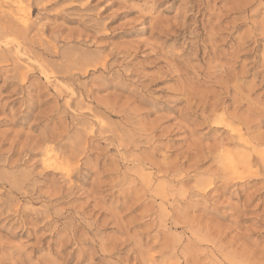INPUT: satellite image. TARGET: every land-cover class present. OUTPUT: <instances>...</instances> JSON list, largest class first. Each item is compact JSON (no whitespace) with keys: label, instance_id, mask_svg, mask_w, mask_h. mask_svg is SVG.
Instances as JSON below:
<instances>
[{"label":"rangeland","instance_id":"1","mask_svg":"<svg viewBox=\"0 0 264 264\" xmlns=\"http://www.w3.org/2000/svg\"><path fill=\"white\" fill-rule=\"evenodd\" d=\"M30 14L36 60L70 70L47 83L0 57V264H264V174L224 182L210 154L232 146L215 114L264 141V0ZM46 150L74 158L68 177L42 169Z\"/></svg>","mask_w":264,"mask_h":264},{"label":"bare ground","instance_id":"2","mask_svg":"<svg viewBox=\"0 0 264 264\" xmlns=\"http://www.w3.org/2000/svg\"><path fill=\"white\" fill-rule=\"evenodd\" d=\"M3 5H8V8L6 10H3ZM37 5H40V3H38ZM31 9L32 0H0V47H7L5 50L0 51V57H7L12 54L14 58L26 60L29 63L28 66H33L38 71L40 77H42L45 82L50 83L51 81L57 80L55 74L53 73H65L70 69H68V66L52 65L50 63L42 64L41 62H38L36 60L42 59V57L34 53V51L32 50L34 48V45L39 43V39L37 38L36 34V37H34L35 35L32 34L35 28L38 29V25L35 21H31V17H28L31 15ZM57 91L58 96H60L59 92L61 91L58 89ZM75 105L76 104L72 106L75 107ZM236 115L237 113L233 112L231 114V117H229L230 119L227 118V115L225 113L215 114L213 116L211 127L215 129H222L224 132H226L228 134L227 143L232 146H221L220 148L218 147L216 148V150L210 152V154L212 155V159L215 160L220 167V179L222 181L242 183L246 179L253 176L254 171H257L253 167L254 165L257 166L258 171L264 174V148L262 147L264 141L262 140L263 137L255 135L253 136L249 134L248 129L250 126L252 127V125L248 127V124L253 121L252 118L246 117L240 119L237 118ZM234 119L237 120V126H233L232 124V122H234ZM118 138L119 140H117L116 138V144L118 147H121L123 138L122 140L120 139V137ZM77 141L80 142L78 139ZM111 142H114V140ZM75 152H77V146ZM127 154L128 153H126V155ZM74 161L75 160L73 157L64 158L59 155L55 156L50 151L46 150L42 154L41 165L43 170H53L62 174L61 176L63 177H68L71 172L70 166L74 165ZM142 179L146 178L143 177ZM196 186L202 190H204L205 188L208 189L212 187V181L209 179L205 181L197 180ZM155 194L156 196L163 197L164 192L162 189H157L155 191Z\"/></svg>","mask_w":264,"mask_h":264}]
</instances>
